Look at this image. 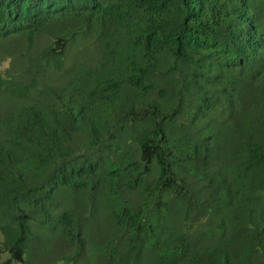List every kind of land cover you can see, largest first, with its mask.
Masks as SVG:
<instances>
[{"label": "trees", "instance_id": "obj_1", "mask_svg": "<svg viewBox=\"0 0 264 264\" xmlns=\"http://www.w3.org/2000/svg\"><path fill=\"white\" fill-rule=\"evenodd\" d=\"M6 60L4 264L32 222L99 264H264V0H0Z\"/></svg>", "mask_w": 264, "mask_h": 264}, {"label": "rangeland", "instance_id": "obj_2", "mask_svg": "<svg viewBox=\"0 0 264 264\" xmlns=\"http://www.w3.org/2000/svg\"><path fill=\"white\" fill-rule=\"evenodd\" d=\"M9 61L0 62V73H2ZM98 226V219L95 223ZM66 237L59 236L55 231L45 229L35 223L29 224L27 239L22 244V263L17 264H65L62 260L64 257L70 258V264H99L101 257L99 250L96 249L94 255L87 247L90 241L88 233L84 237L86 246L68 249L64 241ZM11 257L10 251L0 253V264H4Z\"/></svg>", "mask_w": 264, "mask_h": 264}]
</instances>
